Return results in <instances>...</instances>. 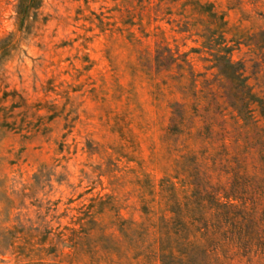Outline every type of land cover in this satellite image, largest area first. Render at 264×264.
Listing matches in <instances>:
<instances>
[{
	"label": "rangeland",
	"instance_id": "1",
	"mask_svg": "<svg viewBox=\"0 0 264 264\" xmlns=\"http://www.w3.org/2000/svg\"><path fill=\"white\" fill-rule=\"evenodd\" d=\"M0 264H264V0H0Z\"/></svg>",
	"mask_w": 264,
	"mask_h": 264
},
{
	"label": "trees",
	"instance_id": "2",
	"mask_svg": "<svg viewBox=\"0 0 264 264\" xmlns=\"http://www.w3.org/2000/svg\"><path fill=\"white\" fill-rule=\"evenodd\" d=\"M21 8H22V10H23V12H24V13L22 12V14L25 15V13H26V9H28V7H27L26 5H23L22 7H20V9H21ZM141 32L143 33V31H141ZM144 36L146 37L147 34H144ZM165 50H166V49H165ZM156 52H157L156 56H157V58H158L157 60L160 61V59H161L160 57L162 56V54H161V52H160L159 50H156ZM167 52H169V57L172 56L171 53H170V50H169L168 48H167ZM160 62H161V61H160ZM11 245H12V244H10L9 246H11Z\"/></svg>",
	"mask_w": 264,
	"mask_h": 264
}]
</instances>
